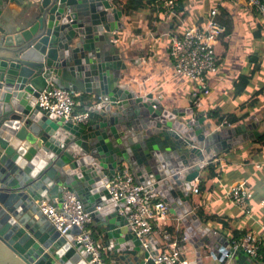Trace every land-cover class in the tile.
<instances>
[{"label":"water","instance_id":"1","mask_svg":"<svg viewBox=\"0 0 264 264\" xmlns=\"http://www.w3.org/2000/svg\"><path fill=\"white\" fill-rule=\"evenodd\" d=\"M112 0H0V264H95L72 227L60 233L43 214L70 190L106 237L110 264H155L129 225L131 208L108 191L126 166L167 203L197 264H261L213 237L195 213L192 183L234 147L261 137L256 123L217 128L194 106L167 108L128 85L127 58L115 53L126 28ZM52 85L91 102L90 125L44 111Z\"/></svg>","mask_w":264,"mask_h":264},{"label":"crops","instance_id":"2","mask_svg":"<svg viewBox=\"0 0 264 264\" xmlns=\"http://www.w3.org/2000/svg\"><path fill=\"white\" fill-rule=\"evenodd\" d=\"M128 1H113L114 7L123 12L122 20L126 26L117 34L113 50L127 58L129 69L125 82L128 85L140 94L161 98L167 108L188 109L194 106L199 112H204L214 129L227 128L224 121L229 122L228 115H231L239 120L234 126L256 123L258 131L264 133V21L260 15L251 13L240 2L232 4L221 0H188L174 16L163 13L159 7L160 0H142V10L127 14L124 7ZM222 4L230 13L233 29L216 46L220 70L208 81L209 93L205 94L193 82L173 76L170 49L173 40L181 37L186 28L205 23L213 9H218L220 16L219 5ZM229 6L231 10H228ZM261 27L263 36L258 37L255 32L260 30L261 33ZM256 55L261 69L247 91L235 97L234 83L239 76L249 74L253 68L249 58ZM90 99L86 96L85 102L80 100L81 105L88 106ZM215 110L225 118L221 124L208 115ZM244 115L249 117L244 119ZM214 164L220 170L217 176L210 178L211 170L206 167L192 183L195 213L215 232L213 237L223 236L232 242L246 233L255 234L262 240L264 253V143L247 142L234 147L219 156ZM201 180L205 181L203 186ZM236 183L243 184L252 193L249 215L227 201L226 194ZM195 189H199L198 193ZM175 226V219L169 214L166 222L155 228L152 237L160 250L174 246L180 240L181 234L177 233ZM91 228L96 234L94 238L106 245V237L95 223ZM170 228L172 235L168 234ZM180 246L190 264H197L194 250L190 251L183 243ZM107 258L111 263L109 253ZM259 262L264 264V260Z\"/></svg>","mask_w":264,"mask_h":264},{"label":"built area","instance_id":"3","mask_svg":"<svg viewBox=\"0 0 264 264\" xmlns=\"http://www.w3.org/2000/svg\"><path fill=\"white\" fill-rule=\"evenodd\" d=\"M222 2L242 3L251 11H255L264 18V0H221ZM178 6V0H160L159 7L166 15L173 14ZM227 27L219 21L218 9L210 12L208 20L197 26L186 28L181 38L174 39L170 49L173 63V76L184 78L193 82L199 91L208 94V81L217 75L220 70V60L216 52L219 40L225 36ZM197 95V94H195ZM76 95L52 85L46 89L38 99V105L44 111L64 118L66 122L75 125L87 126L92 122L93 115L86 111H77L81 105L75 100ZM199 98V97H198ZM227 127H232L230 122L224 121ZM108 191L115 202L123 200L131 208L129 225L136 235L147 247L148 240L153 236L155 228L168 219L169 209L163 200L155 199L147 189L138 184L128 167L124 166L115 175L108 186ZM198 193V190L195 189ZM227 199L246 214H251L250 201L252 193L243 184H233L227 194ZM41 210L63 235L72 227L80 229L76 236L78 243L86 248L95 264H107L103 253L106 248L96 240L92 234L93 220L82 202L75 193L65 190L60 207L43 202ZM180 240L174 246L180 245ZM235 251H243L250 258L263 261L262 240L255 234H246L231 242ZM172 246V247H174ZM155 264H190L184 257L181 248L160 250L154 259Z\"/></svg>","mask_w":264,"mask_h":264},{"label":"trees","instance_id":"4","mask_svg":"<svg viewBox=\"0 0 264 264\" xmlns=\"http://www.w3.org/2000/svg\"><path fill=\"white\" fill-rule=\"evenodd\" d=\"M186 1H188V0H178V9H179V7H184V4L186 3ZM124 8H125L127 14H129L130 12H138V11H140V10H142L144 8V3H143L142 0H129L128 3L125 5ZM226 8H227L226 5L225 6H223V4L222 5H219V9H220V12H221V15L219 16V21L221 23H223L224 25H226V27H227V32H226L225 36L226 35H229L231 33V30L233 29V22H231L232 19L230 17V13L226 10ZM228 10H231L230 9V6L228 7ZM251 13H254L255 15H258L259 16V14L256 13L255 11H251ZM262 19L264 21V18H262ZM255 35L258 36V37L260 35L263 36L262 27H261V33H260V30H257L255 32ZM256 39H258V38H256ZM249 59H250V64L253 65V68L249 72V74H247V75H241L235 81V83H234V96L235 97H239V96L243 95L247 91V89L251 85V82H252L254 76L261 69V65L259 63V56L258 55L254 56V57L251 56ZM75 100L78 103H80V98H78L77 96L75 97ZM84 106H85V104L83 103V105H80L77 108V111H85L84 110L85 109ZM208 115L210 116V119H213L214 121H216L219 124H221L224 121V119H225L224 116L221 115V112L218 111V110L212 111ZM248 117H249V115H244L243 118L246 119ZM228 120H229L230 124L233 125V126L234 125H237V123H239V120L237 118H235L234 116H231V115H228ZM253 142L255 144H263L264 143V133L261 135L260 138L256 139ZM208 169L211 170L210 178L211 177H215V176H217L220 173V170L218 171V169L216 168V166H215L214 163L210 164L208 166ZM210 178H208V179H210ZM200 183H202V186H203L205 184V181L204 180H201ZM153 200L158 201L156 199H153ZM91 231H92V228H91ZM92 234L93 235H96V234H94V230L92 231ZM168 234L169 235H172L173 234V230L171 228L169 229ZM180 238H181V236H180ZM102 245H103L104 248H106V245H105L104 242L102 243ZM107 253H108L107 251L106 252L104 251L103 256H104V259H105L106 263L107 264H110L108 262ZM262 253H263V246H262Z\"/></svg>","mask_w":264,"mask_h":264},{"label":"rangeland","instance_id":"5","mask_svg":"<svg viewBox=\"0 0 264 264\" xmlns=\"http://www.w3.org/2000/svg\"><path fill=\"white\" fill-rule=\"evenodd\" d=\"M177 9H178V6L176 7V9H175V11L173 12V14H168V15H175L176 14V11H177ZM163 11V10H162ZM163 13H164V11H163ZM165 14V13H164ZM182 37V36H181ZM181 37H179V38H181ZM179 38H177V39H179ZM176 39V38H175ZM261 53V52H260ZM192 85H194L193 83H191ZM90 125V124H89ZM222 155H224V154H222ZM198 191H199V189H197ZM250 191V190H249ZM251 192V191H250ZM228 201V200H227ZM229 203H231L230 201H228ZM232 204V203H231ZM233 205V204H232ZM246 234H250V233H246ZM246 234H244V235H246ZM244 235H242V236H244ZM242 236H240V237H242ZM240 237H238V238H240ZM238 238H235V239H238ZM180 245H181V243H183V241H182V237L180 238ZM98 242H100V241H98ZM101 243V242H100ZM102 244V243H101ZM184 244V243H183ZM180 245H178V246H174V247H172V245L171 246H168L167 247V249H170V250H172L173 248H181V250H182V247L180 246ZM185 246L190 250V251H193V248L189 245V244H185ZM164 250V248H162L161 249V251H163ZM183 252V251H182ZM184 254V253H183ZM192 262V261H191ZM191 264H195L194 262H192Z\"/></svg>","mask_w":264,"mask_h":264},{"label":"bare ground","instance_id":"6","mask_svg":"<svg viewBox=\"0 0 264 264\" xmlns=\"http://www.w3.org/2000/svg\"><path fill=\"white\" fill-rule=\"evenodd\" d=\"M114 1V0H113ZM240 91V90H239ZM244 106V105H243ZM241 120V119H240Z\"/></svg>","mask_w":264,"mask_h":264}]
</instances>
